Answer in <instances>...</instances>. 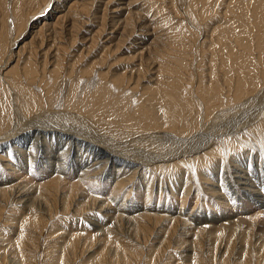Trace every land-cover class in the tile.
Wrapping results in <instances>:
<instances>
[{
	"label": "bare ground",
	"instance_id": "bare-ground-1",
	"mask_svg": "<svg viewBox=\"0 0 264 264\" xmlns=\"http://www.w3.org/2000/svg\"><path fill=\"white\" fill-rule=\"evenodd\" d=\"M139 1L0 0V264H264V0Z\"/></svg>",
	"mask_w": 264,
	"mask_h": 264
},
{
	"label": "rangeland",
	"instance_id": "rangeland-1",
	"mask_svg": "<svg viewBox=\"0 0 264 264\" xmlns=\"http://www.w3.org/2000/svg\"><path fill=\"white\" fill-rule=\"evenodd\" d=\"M142 3H144L145 5H148L149 4V8L151 7L152 9L151 10H153V11H151V14L152 13H154L153 14V16H155V17H157L158 18V16L161 18V12L163 13L162 15H168L169 14V12L168 11H170L171 9L169 8L170 6H172V3H171V1L172 0H167V7L165 8L164 7V3H162V2H164V1H162V0H140ZM139 1V2H140ZM186 1L187 0H182V2H181V4L180 5H184L185 3H186ZM224 2H226V0L224 1ZM158 3H160V4H158ZM222 4V3H221ZM155 7H154V6ZM182 5V6H183ZM157 6L159 7V8H163V10H160V11H158V12H156L157 10L156 9H158L157 8ZM163 6V7H162ZM222 6H225L224 5V3H223V5ZM134 10H133V9ZM138 8H139V5H136V6H133V7H130V8H128V9H130V10H126V12H125V14L127 13V12H129V11H131V9H132V12H134V11H136V10H138ZM168 8V9H167ZM223 8L224 7H222V10H221V12L223 11ZM166 9V10H165ZM160 12V13H159ZM165 12V13H164ZM158 13V14H157ZM160 14V15H159ZM160 18H158L159 20H160ZM172 19H174V17L172 18ZM10 20H11V18H10ZM10 20H9V22H10ZM205 22V21H204ZM203 22V23H204ZM164 26L162 27V28H160V29H158V31H159V34H164L165 33V31H164ZM152 29H154V27L152 26ZM30 35L31 34H28V35H26V36H21L20 37V39L18 40V43L15 45L16 47H15V51H18L19 50V46L23 43V41H28L29 39H30ZM255 35H258V32L256 31V33H255ZM164 50V49H163ZM162 51V50H161ZM163 52V51H162ZM12 63H15V61H13ZM18 180H19V178H18ZM194 206V199L191 197L190 198V200L187 202V204H186V208H187V210L188 211H190L191 210V208ZM257 206H259V205H250V207H249V210H247L248 209V207H246V206H244V208H247L246 210H247V212H249V215L251 214H256V213H258V209L259 208H257ZM216 205H215V209H216ZM219 207V206H218ZM190 209V210H189ZM226 210H229V208H226ZM256 212V213H255ZM260 217V218H259ZM262 220V222L264 221V212L262 211V212H260L259 213V215H258V218H257V220L259 221V220ZM260 220V221H261Z\"/></svg>",
	"mask_w": 264,
	"mask_h": 264
}]
</instances>
